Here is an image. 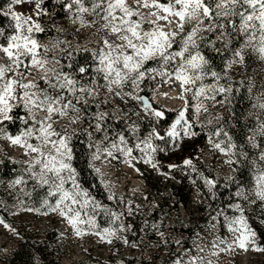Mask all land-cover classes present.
<instances>
[{"label":"snow or ice","instance_id":"6c2138e0","mask_svg":"<svg viewBox=\"0 0 264 264\" xmlns=\"http://www.w3.org/2000/svg\"><path fill=\"white\" fill-rule=\"evenodd\" d=\"M56 2L70 15L72 23L78 21L81 27L96 29L95 34L100 37L97 47L94 50L86 46L83 48L84 52H90V60H85L83 64L76 62L72 52H68L65 57L68 63L57 67L60 65V59L55 55L49 58L48 54L64 42L58 41L51 47L41 44L37 34L44 33L46 29L38 19L33 18L49 14L42 7L45 0H7L6 6L0 5V53L7 58L6 64L0 63V135L10 140L12 144L24 148L26 155L36 154L25 172L39 186H48L42 207H46L50 212L58 211L60 216L67 219L76 235L83 234L79 225L86 224L95 230L94 235L100 236L102 241L106 240L110 244L111 238L116 237L118 232L125 231L126 227L120 224L119 227L99 230L94 214L85 211L90 203L89 193L78 183L77 170L72 164L74 155L72 137L67 132L62 134L53 127L56 122L54 117L75 113L73 123L83 120L82 113L90 106L88 98L99 96L100 90L105 89L121 98L128 96L138 100L146 113L156 120H161L164 111L153 107L148 98L138 95L142 90L141 83L146 79L154 80L156 76L165 78V82L171 79L179 81L182 92H192L193 100L201 96L204 99L215 100L218 94H228L220 102L230 103L231 94L234 91L238 93L239 88L234 89L231 82L221 83L222 80L228 79L227 70L237 64H246L247 59L252 56L264 63V0H167L166 3H162L161 0H132L131 3L129 0H56ZM26 3L33 6L32 14L17 10V6ZM149 8L152 10L145 15L142 9ZM4 19L9 21L7 29L2 26ZM166 28L170 30L166 31ZM204 32L210 33V36L202 35ZM40 49H43V52ZM73 51L78 53L81 49L76 48ZM208 53L223 59L221 71L216 70ZM149 61H155L156 66L147 67ZM33 68L43 71L44 75L41 77L43 86L34 79H29L33 75L31 71ZM209 78L212 79V83H205ZM101 80L103 83H100ZM129 84L131 90L122 91ZM254 87L255 84L250 80L247 88L250 96ZM180 99L185 98L181 95ZM187 106L188 101L185 100V108L178 112L165 135H161L153 127L149 137L142 141L143 148L141 143L135 145L147 157L145 163H151L154 168L157 166L149 154V150L156 151L151 143L152 137L164 140L166 136L176 141L196 135L192 131V124L185 118ZM95 107L99 108L100 104L97 103ZM195 107L199 111V102ZM252 108L260 111L249 113V116L257 118V127L253 135L247 139L253 148L259 149L258 160L264 161V119H261L264 116V91L256 96ZM18 109L24 114L20 115L16 111ZM107 115L101 112L94 114L97 131L101 129L99 122ZM16 120L20 121L21 127L16 135H9L5 122L14 123ZM212 135L227 137L226 147H221L224 141H220L214 143L215 148L225 154L229 152L236 154L233 150L237 145L222 128L215 130ZM257 136L260 137L259 142L256 140ZM33 140L36 143H32ZM111 147L126 156H131L133 152V148L127 146L123 135L119 136V144L114 141ZM45 148H48L47 152L44 151ZM99 152L100 148L97 146L92 158L99 159ZM108 155L111 156L112 152L108 151ZM228 163L233 161L229 160ZM191 164L190 159L184 160V165ZM94 171L99 172V169L96 168ZM69 181L72 187L66 189L65 185ZM26 183L24 176L20 175L10 181L9 186ZM205 184L210 190L216 187L215 181L211 179H205ZM255 184L256 190L253 195L264 202V171H259L255 176ZM236 195L242 196L250 203L257 202L247 193L237 192ZM50 197H57L54 204L49 202ZM91 203L93 211L101 207L94 201ZM77 205L79 207H75ZM235 209L240 215L224 217L228 231L232 234L231 240L217 238L218 243L217 241L212 243V247L220 252L232 250L234 247L247 251L248 244L255 242L256 232L250 228L243 209L239 204L235 205ZM25 210L41 211L40 208ZM106 211L112 217V223L121 215L111 210ZM2 222L0 220V223ZM253 250L264 251L259 247ZM199 251L203 252V248H199ZM173 264L206 262L203 256H188L186 260L176 258ZM207 264L212 262L209 260Z\"/></svg>","mask_w":264,"mask_h":264},{"label":"rangeland","instance_id":"374dc122","mask_svg":"<svg viewBox=\"0 0 264 264\" xmlns=\"http://www.w3.org/2000/svg\"><path fill=\"white\" fill-rule=\"evenodd\" d=\"M131 2L132 0H129V3ZM161 2L166 3L167 0H161ZM17 10L25 14H32L34 9L32 5L26 3L17 6ZM151 10L150 8L142 9L145 15ZM33 18L38 19L45 29L49 28L50 23L55 29V33L50 36L41 37L40 34H37V39L41 44L51 47L58 41L64 42L48 54L49 58L55 55L60 59V65L57 67L65 65L63 59L68 52L73 54L75 53L73 50L76 48H80L81 52H84L85 46L90 50L97 47L100 37L95 34L96 29L81 27L78 21L75 24L72 23L70 15L67 20H50L51 17L48 15L39 18L33 16ZM48 20L52 22H48ZM161 23L164 22L161 21ZM165 30L170 29L166 28ZM208 34V32L202 33L204 36ZM40 51L43 52V49ZM252 59L256 63V71L253 75L255 79H258L254 94L256 99V96L264 91V87H262L264 86V63L255 56H252ZM0 63H7V58L3 53H0ZM146 66L155 67L156 62L149 61ZM65 70L67 71L66 68ZM31 71L33 75L29 79H34L35 82L43 86L41 79L44 75L43 71H38L35 68ZM227 77V80L221 81L222 84L231 82L232 86L245 85L249 79L246 64H237L228 69ZM100 83L103 81L101 80ZM205 83H212V79L209 78ZM140 88L142 90L138 95L147 97L152 102V106L159 110H172L178 114L185 108V100H187L185 118L192 124V131L196 133L195 136L183 137L176 141L166 136L164 140L152 137L151 143L156 151L149 150V154L157 165L155 168L151 163L144 162L147 157L135 145L141 143V148H143L142 141L149 137L153 127L158 132L160 129L163 132L161 135H165L175 120L163 129L159 120L146 113L140 102L131 97L121 98L101 89L99 96L88 98L90 106L82 113L83 120L73 123L75 113H69L68 116L54 117L56 122L53 125L62 134L64 132L70 134L72 140L75 136L84 134L88 147L90 144L92 145L89 147L92 157L99 146V159L91 157L90 166L93 170L99 169V172H94L98 176L105 195L95 194L86 186L84 187L79 181L77 173L78 183L83 190L89 193L90 203L85 211L88 214H94L99 230L119 227L120 224L125 225L126 230L120 231L116 237H112L110 244L106 240L102 241L100 236L94 235L93 231L95 230L90 229L86 224L79 225L83 234L76 235L67 219L60 216L58 211L50 212L46 207H42V201L47 196L48 186H39L25 172L28 164L35 159L36 154L26 155L24 148L12 144L10 140L0 135V163L8 159L16 163L20 173L18 176L23 175L27 181L26 184L10 187V181L18 176L10 180L0 176V202H2L0 204V220L3 221L0 223V259H6L14 253L22 239L21 233H25L36 235L40 239L47 237L57 249L56 254L59 255L60 264H173L176 258L181 257L186 260L188 256H203L206 264L209 260L212 264H264V251L253 250L255 247L264 249V238L260 236V233H263L264 237V202L253 195L256 190L255 178L252 186L247 189H236L231 195L233 200L223 205L222 200L218 199L217 188L209 189L205 184L206 175L201 171L203 163L207 170L213 173L215 183L219 187L227 186L230 183L235 184L238 177L237 159L239 156L246 155L244 146L246 142L242 147L239 146L233 150L235 155L232 152L222 153L214 147V143L220 141H224L221 147L227 146V137L224 135L217 137L212 133L221 129L219 124L225 115L227 102L221 103L220 101H223L224 96L228 94H218L215 100L204 99L203 96L193 100L192 92H182L179 81L171 79L165 82V78L161 76H156L154 80L146 79L141 83ZM130 90L131 85L129 84L122 91ZM181 95L185 99H180ZM105 100L106 103L103 102ZM197 102L200 104L199 111L195 107ZM97 103L100 104L99 108L95 107ZM80 106L82 107V105ZM97 112L108 114L104 120L99 122L101 124L99 131L95 129L97 120L94 118V114ZM191 115L193 120L189 118ZM144 119H146L144 127L150 128L146 131H142ZM254 130L249 133L248 137L253 135ZM7 133L9 134L8 131ZM120 135L125 137L127 146L133 148L131 156H126L111 147L114 141L119 144ZM181 135L183 134L181 133ZM202 136H205L204 140H200ZM31 142L36 143L35 140ZM247 144L252 146L249 141ZM252 149L256 176L259 171H264V161L258 160L259 150L253 147ZM106 150L111 151L112 155L109 156ZM44 151L47 152L48 148H45ZM184 151L191 153L192 156H184ZM162 152L166 157L172 153L173 155L169 160H164L160 156ZM186 159L192 161L190 166H186L189 172L187 174L185 172L178 173L179 169L185 166L184 160ZM229 160H232L233 163H228ZM169 165L177 167L170 168ZM73 167L76 169L74 164ZM180 179H184L186 186L185 190H180L183 197L187 198L186 203L178 201L173 193V190L178 188ZM71 187L69 181L65 188L70 189ZM237 192L247 193L257 202L253 204L245 201L242 196L236 195ZM56 198L48 199L50 203L54 204ZM93 201L101 206L94 211L91 203ZM237 204L243 209L250 228L256 232L255 242L248 244L247 251L234 247L232 250L220 252L212 247V243L213 241L218 243L217 238L231 240L232 234L228 231L224 217L225 215L229 217L240 215L235 209ZM27 208H40L41 211H26ZM106 210L121 215L115 223H112V217ZM45 212H47L46 215ZM214 217L215 219H213ZM220 247L224 246L220 245ZM199 248H203V252H200ZM213 252L218 254L213 255ZM37 264H43L39 257H37Z\"/></svg>","mask_w":264,"mask_h":264},{"label":"trees","instance_id":"16d2710c","mask_svg":"<svg viewBox=\"0 0 264 264\" xmlns=\"http://www.w3.org/2000/svg\"><path fill=\"white\" fill-rule=\"evenodd\" d=\"M7 0H0V5L6 6ZM46 9V11L49 13L48 16H50V20H56V19H62L67 20L69 17V14L66 13L59 4H57L56 0H45L44 5L42 6ZM48 20V22H52ZM8 19H4L2 26L7 29L8 26ZM49 28L46 29L44 33H40L41 37L50 36L53 33H55V29L53 27V24L50 23ZM210 36V33L207 35ZM209 58L212 60L213 65L215 66L217 71H221L223 69V59L215 54L208 53ZM73 56L75 57V61L79 64H83L85 60H90V54L86 52H75L73 53ZM64 63L65 65L68 63V60L64 57ZM255 66L256 63L253 61L252 57L250 59H247L246 61V72L248 73L249 79L246 82L245 85L240 86H233L234 89L239 88V92H233L231 94V102H227L225 115L222 119V122L219 124L220 128L223 129V131L227 132L231 137L233 142L239 146H243L246 142L245 148H246V155L245 156H239L237 159V179L236 183H230L227 186L219 187L218 184H216L217 188V196L218 199L222 200V204H228L233 199L231 198V195L235 190L238 188H249L254 183L255 178V164L253 160V149L252 146L248 145V135L250 132H253L252 130L257 127V118L255 116H249L250 112H259V109H253L252 104L256 102V99L254 98L255 90L257 88L258 79L254 78L255 74ZM252 81L255 84V87L253 89V93L251 96L249 95L247 88L249 85V81ZM20 115H23L22 110H16ZM164 111V117L159 120L160 126L164 129L167 126H169L176 118V112L172 110H163ZM264 116L261 117V119ZM191 120H193V116L191 115L189 117ZM146 122V119L143 120L142 123V131L149 130L150 128L144 127V124ZM118 125V123H116ZM6 130L9 132V134L16 135L21 127L20 121L16 120L14 123L12 122H5ZM215 130V129H212ZM160 134L163 132L159 129ZM205 136H202L200 140H204ZM257 142L260 141V137L257 136ZM72 147L74 149V155H73V164L76 167V170L78 171V179L79 181L86 186L88 189L93 191L95 194L98 195H105L100 181L98 179V176L94 172V170L90 166V158L91 152L87 144V139L84 134L75 136L74 139L71 142ZM188 149V147H187ZM170 150V149H169ZM259 150V149H256ZM170 154V156H172ZM161 158L164 160H169L170 156L166 157L163 152L160 154ZM184 156L191 157V153H186L184 151ZM247 157V158H245ZM18 165L16 163H13L11 161L5 160L0 163V176L6 180H10L16 176H18L20 173L18 171ZM201 171L204 175H206L207 179H211L215 181L213 173H210L207 168L201 164ZM186 174L189 172L186 165L179 169L178 173ZM200 184L201 181L199 180ZM202 187V185H201ZM186 186L184 184V179L179 180V186L175 190H173L174 195L178 199V201H183L184 203L187 202V198L183 197L180 190H185ZM22 234V239L19 241V246H17L14 253L6 257V259H0V264H37V257L41 258L43 264H60L59 262V255L56 254V247L51 244V242L47 239H40L36 235H27L25 233ZM260 236L263 237V233H260ZM50 256H52L50 258Z\"/></svg>","mask_w":264,"mask_h":264},{"label":"water","instance_id":"95a60500","mask_svg":"<svg viewBox=\"0 0 264 264\" xmlns=\"http://www.w3.org/2000/svg\"><path fill=\"white\" fill-rule=\"evenodd\" d=\"M145 98H147V97H145ZM149 102L152 104V102L149 100Z\"/></svg>","mask_w":264,"mask_h":264},{"label":"bare ground","instance_id":"6f19581e","mask_svg":"<svg viewBox=\"0 0 264 264\" xmlns=\"http://www.w3.org/2000/svg\"><path fill=\"white\" fill-rule=\"evenodd\" d=\"M175 91V90H174Z\"/></svg>","mask_w":264,"mask_h":264}]
</instances>
